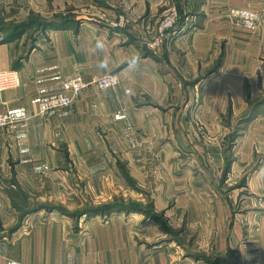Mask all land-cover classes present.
<instances>
[{
    "label": "crops",
    "instance_id": "1",
    "mask_svg": "<svg viewBox=\"0 0 264 264\" xmlns=\"http://www.w3.org/2000/svg\"><path fill=\"white\" fill-rule=\"evenodd\" d=\"M171 1L85 0L84 5L91 8L89 11L100 14L95 19H78L76 0H62L58 1L60 6L54 7L67 9L69 18L37 32L28 30L29 25L14 30L17 25L34 20V17L29 18L30 6L37 7L36 11L41 14L48 13L44 12L45 7L34 5L33 1L19 0L18 12L11 11L10 16L5 17L9 25L0 28V112L8 110L15 122L10 130L0 128V264H210L215 258L195 254L191 248H186L185 242L178 244L175 240H167L159 224L143 217L142 212H115L106 221L97 216L77 226L65 213L38 206L45 199L60 197L55 191L58 181L51 172L45 171L49 167L60 168V160L56 163L52 159L59 151V144L67 142L74 152L77 136H95L94 121L99 122L98 127H106L108 116L116 113L117 108L111 112V102L120 105L118 109H123V115H157L152 109L127 112L131 104L126 103L124 95L99 91L93 86L75 97L71 109L50 114L41 112L40 98L61 90L63 82L76 71L106 72L130 57H138L130 63L137 61L133 66L140 68L120 70L125 77L122 86L142 84L141 79L133 81L135 76L141 78L142 73L148 78L147 85L153 96L160 93L168 96L169 89H178L183 83L177 72L185 78L188 73L196 76L200 64L204 66L203 61L210 54L213 61L220 49L218 44L223 42L232 58L216 71L202 76L211 78L202 80L214 83L216 89H235L237 95L245 82L250 88L264 84L260 60L264 52V21L257 29L249 30L231 23L224 14L231 7H248L264 13V0H175L181 9L191 14L177 27V35L171 42L177 46L169 49L172 68L157 59L155 62L149 59L153 65L148 63L141 57L140 43L131 31H116L107 24L106 18L114 8L138 17L151 15L153 18L160 7ZM0 4L8 9L15 7L13 0H0ZM225 97L220 90L217 103H224ZM237 101L233 99L234 104ZM207 102L212 100L206 99ZM262 120H252L249 128L262 122L256 134L259 137L250 140L258 152L264 150ZM83 121L86 122L83 124ZM116 134L120 135L119 128ZM260 171L248 180L249 184L254 181L260 184L251 192V200L254 204L260 202L261 206L246 222L245 229L254 237L249 239L251 242H245L249 247L243 264H264V169ZM205 208L214 216L220 215L215 214L213 208ZM165 210L170 218L171 209ZM235 224L239 233L242 227L237 219ZM197 230L200 234L222 232L215 240L212 233L211 252L214 253L238 243L228 239L226 223L219 226L203 223ZM198 239L199 247L209 248L211 239L207 241L204 235Z\"/></svg>",
    "mask_w": 264,
    "mask_h": 264
},
{
    "label": "rangeland",
    "instance_id": "2",
    "mask_svg": "<svg viewBox=\"0 0 264 264\" xmlns=\"http://www.w3.org/2000/svg\"><path fill=\"white\" fill-rule=\"evenodd\" d=\"M28 1L45 7L44 12H48L41 14L36 11L37 7H29V18L34 17L28 27L30 31L37 32L38 29L44 30V27L57 26L70 16L67 9L54 7L60 6L58 1L62 0ZM76 2L75 15L80 16L78 19H95L99 16V12L89 11L91 8L84 5L85 0ZM170 3L160 7L154 19L151 15L138 17L121 8H114L106 21L116 31H131L140 43L141 57L148 63L153 65L157 59L162 63L167 62L172 68L174 64L169 49L177 34L164 38L158 45H153L152 41L158 35V24L166 7H176L177 27L191 13L181 9L175 0ZM13 4V9L0 4L1 29L9 25L5 17L10 16L11 11L14 13L19 10L16 8L20 4L19 0H13ZM230 9L224 13L227 14L225 17L238 27L254 30L264 21V13L258 11V26L254 29L247 28L229 15ZM51 12L53 13L50 14ZM225 44H218L220 49L214 54L213 61L210 54L203 61L204 66L200 64L196 76L188 73L185 78L177 72L183 83L178 89H169L168 96L164 93L153 96L147 85L148 78L144 76L145 80L142 73L141 78L135 76L133 79L136 82L141 79L142 84L128 87L125 83L122 86L125 77L120 70L125 67L140 68L138 65L133 66L137 61L130 63L138 57H130L127 62L122 61L106 72L79 70L66 79L62 89L55 92L67 90L66 82L76 76H81L86 84L73 94V100L68 106L51 109L46 111L47 114L71 109L75 97L93 86L99 91L108 90L124 95L126 103L131 104V108L125 109L127 112L136 110L140 113L152 109L157 115H123V109H118L120 105L111 102V112L113 108H117L116 113L108 116L106 127H98L99 122L94 121L95 136H77L74 152L69 149L67 142L59 144V151L55 152L52 159L56 163L60 160V168L49 167L45 171L51 172L58 181L55 191L60 197L45 199L38 206L65 213L77 226L97 216L106 221L115 212H142L143 217L159 224L160 232L166 235L167 240L185 242L186 248H191L201 257L215 256L210 264H243V259L247 257L248 243L245 242L254 237V234L246 230V222L250 219V214L254 215L255 210H259L261 206L260 202L254 204L251 200V192L260 184L254 181L250 185L248 180L264 169V150L256 151L255 143L252 146L250 142L259 137L256 134L260 131L262 122L257 126L254 124L251 130L249 128L252 127V120L264 119V84L250 88L249 83L245 82L237 95L235 89H216L214 83L207 84L202 80L211 78L202 76H206L209 71H216L218 66L232 58ZM260 55L264 77V52ZM105 74H117L119 82L101 88L92 80ZM156 90L159 91V88ZM220 90L226 97L224 103L218 104ZM206 99L212 102L206 103ZM233 99L238 100L236 104ZM84 122L86 121L81 123ZM118 128L119 136L116 134ZM254 128L256 129L251 134ZM207 206L220 215L214 216L212 211L204 209ZM165 209H171L170 218ZM236 219L242 227L239 233L236 232ZM203 223L218 226L226 223V227H229L226 233L228 239L238 243L234 247L225 246L219 253L211 252L213 241L219 239L222 232L218 234L205 231V234H200L197 229ZM200 235H204L207 241L211 239L208 249L198 246ZM229 261L231 262L228 263Z\"/></svg>",
    "mask_w": 264,
    "mask_h": 264
},
{
    "label": "built area",
    "instance_id": "3",
    "mask_svg": "<svg viewBox=\"0 0 264 264\" xmlns=\"http://www.w3.org/2000/svg\"><path fill=\"white\" fill-rule=\"evenodd\" d=\"M229 15L233 17L238 23L247 28L254 29L260 22V14L258 11L248 7H232L229 10ZM178 24V12L176 7L169 6L163 12L162 18L158 24V35L153 39L152 44H160L164 38L175 34ZM95 84L99 87H107L117 84L119 76L117 74H105L95 77ZM86 80L81 76H76L66 82V89L62 92H53L46 94L40 98L39 109L45 113L51 109H57L68 106L73 100V94L79 92L84 88ZM14 118L8 110L0 112V128L11 129L14 125Z\"/></svg>",
    "mask_w": 264,
    "mask_h": 264
},
{
    "label": "trees",
    "instance_id": "4",
    "mask_svg": "<svg viewBox=\"0 0 264 264\" xmlns=\"http://www.w3.org/2000/svg\"><path fill=\"white\" fill-rule=\"evenodd\" d=\"M29 24H30V23H29ZM29 24H28V23H22V24H20V25H17V26L15 27L14 30H18L19 28H21V27H23V26H24V28H27Z\"/></svg>",
    "mask_w": 264,
    "mask_h": 264
}]
</instances>
